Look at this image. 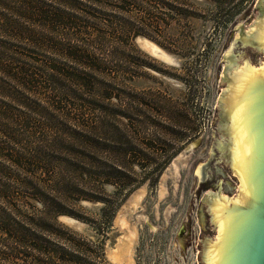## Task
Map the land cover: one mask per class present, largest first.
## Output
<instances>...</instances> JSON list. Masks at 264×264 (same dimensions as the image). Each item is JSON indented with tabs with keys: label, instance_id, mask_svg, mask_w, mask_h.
<instances>
[{
	"label": "trees",
	"instance_id": "16d2710c",
	"mask_svg": "<svg viewBox=\"0 0 264 264\" xmlns=\"http://www.w3.org/2000/svg\"><path fill=\"white\" fill-rule=\"evenodd\" d=\"M231 1L0 0V264H107L99 237L107 238L134 186V164H144L131 163L130 81L147 69L167 74L135 39L185 63L198 53L208 64L211 41L196 39V23L214 20L221 38L242 11V0ZM197 69L184 64L175 77L191 87L190 76H203ZM102 138L113 141L105 150L114 156L98 160L89 147ZM172 159L147 158L142 169L156 182ZM84 178L117 191L104 199ZM81 201L104 203L98 224L76 210ZM61 216L93 226L95 235L72 231Z\"/></svg>",
	"mask_w": 264,
	"mask_h": 264
},
{
	"label": "rangeland",
	"instance_id": "374dc122",
	"mask_svg": "<svg viewBox=\"0 0 264 264\" xmlns=\"http://www.w3.org/2000/svg\"><path fill=\"white\" fill-rule=\"evenodd\" d=\"M242 1V11L221 38L214 20L209 24L204 19L196 23V39L201 41L208 34L211 41L208 64L198 53L185 63L152 40L135 39L145 60L167 74L147 69L142 77L130 81L133 120L129 131L136 156L131 163L141 159L144 164H134V186L120 202L107 238L103 234L99 237L107 264H200L202 202L198 194H204L206 185H200L199 176L203 166L210 165V154L217 146L219 127L215 120H220L221 83L228 67L225 57L235 52L240 29H246V23L254 24L260 10L257 4L261 0ZM232 3L230 0V6ZM184 64L195 72L203 67L201 78H188L191 87L175 77L182 73ZM92 112L97 116L100 110ZM91 121L94 120L90 118V124ZM114 146L113 141L102 138L89 150L102 160L101 157L114 156L105 150ZM168 156L173 159L155 182L156 177L150 170H143L142 165H148L147 158ZM87 170L90 171L89 166ZM83 183L89 190L96 189L94 195L104 199H112L117 191L114 185L104 186L102 180L84 178ZM74 206L93 225L99 223L104 203L81 201ZM58 220L80 235H95L93 226L83 221L68 216ZM129 242L132 261H119L120 248Z\"/></svg>",
	"mask_w": 264,
	"mask_h": 264
},
{
	"label": "water",
	"instance_id": "95a60500",
	"mask_svg": "<svg viewBox=\"0 0 264 264\" xmlns=\"http://www.w3.org/2000/svg\"><path fill=\"white\" fill-rule=\"evenodd\" d=\"M229 52L216 149L203 166L200 264H264V0Z\"/></svg>",
	"mask_w": 264,
	"mask_h": 264
},
{
	"label": "bare ground",
	"instance_id": "6f19581e",
	"mask_svg": "<svg viewBox=\"0 0 264 264\" xmlns=\"http://www.w3.org/2000/svg\"><path fill=\"white\" fill-rule=\"evenodd\" d=\"M123 259L128 260L127 262L132 261V242L126 243L120 248L118 260L123 261Z\"/></svg>",
	"mask_w": 264,
	"mask_h": 264
}]
</instances>
